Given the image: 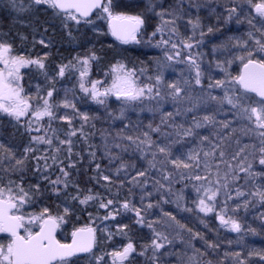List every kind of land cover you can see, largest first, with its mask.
<instances>
[{"label": "rangeland", "instance_id": "374dc122", "mask_svg": "<svg viewBox=\"0 0 264 264\" xmlns=\"http://www.w3.org/2000/svg\"><path fill=\"white\" fill-rule=\"evenodd\" d=\"M149 1H142L147 6V11L145 13L141 12L139 16L143 20V23L141 30L133 36L137 41L122 44L125 46H138V48H142L152 56L155 53L159 54L160 60H153L151 65L141 71L127 69L124 65L121 68V64H117L96 79L91 75V63L89 62L87 74L83 77L84 86L89 89V92L85 93L79 87L80 93L94 100L91 95L93 81L99 82L97 84V91L104 93L106 90L112 89L114 82L120 83L121 87H124L125 85L122 81L132 71H135V75L129 78L135 81L137 87H142L146 83L155 84L156 76L161 77L160 84L157 85L160 90V96L153 94L151 99L147 97L135 101L125 100L123 97L118 99L115 90H112L106 96L98 97V99L104 100V103H99V105H107V107H109V104L114 105L110 108L116 110L115 116L118 129L123 131V133L119 132L111 136L105 133L103 135L102 139L108 140L111 145L110 161L114 159L112 152L120 148L123 142L130 144L131 149L135 153L138 151L143 154L139 161L133 162L132 166L135 168L133 175L137 178L138 183L140 182L144 188H148L150 191L142 194V197L146 201L153 200L151 203H146V205L153 204L154 206L156 204V197L161 196L160 209L165 210V206H170V218L163 217L161 224L160 220L153 221L152 228L148 227L149 222L145 219L148 216L143 215L144 221L148 223L146 226L147 229H145L150 239H141L138 241L139 244H137V247H134L135 252L131 253L133 258L125 262L126 264H135L134 260H137L138 264H143L144 262L151 264H240V261H244V264H264V260L260 257H253L248 253L260 250L264 254V216L259 217V214L255 215L257 216L255 221H260L261 230H259V224L257 222L255 223L258 224V228L253 227L250 223L253 215L250 214L252 209L264 214V201L258 195H252L257 190L264 191V175L246 179V173L239 172L238 169H235V175L238 176V179H233V169H229L227 166L228 163L235 166L247 156L248 160L244 161L245 166L248 161H252V171H264V167L260 166L258 160L254 159L253 156V154L256 157L259 156L258 148L260 147V137L258 133L262 130L256 128L254 116L249 121L246 116L239 114V109L232 108L226 101L223 103L220 102L225 96V92H227L229 96L242 95L250 98L247 100V103L255 106L253 102L258 99L242 92L234 78L230 75L232 69L240 67L244 64L243 62L249 60L247 55L248 51L253 53L252 56H256L264 62V52L259 51L260 46L257 44V41L264 43V17L256 13L254 4H252L253 2L248 3L242 0H186L183 3L177 2L174 6H170V11L173 9L182 10L180 11V18L176 19L174 25L175 32L172 31V26L170 25L164 27L161 33L156 31L157 28L163 27V20H171L173 17L165 15L162 20L157 13L161 11L169 12L168 9L164 8L160 3L152 4L148 7ZM21 7L24 9L30 7V0H15V7L13 6L12 0H0V14L2 16L8 15L14 20L19 19L25 12L19 11ZM38 7L51 10L53 15L56 16V11L47 5ZM232 8H235L236 12L230 15L229 10ZM110 13L111 16L105 12L106 26L107 21L112 17L127 18L138 16L123 13L113 14L111 9ZM197 18H199V27L194 29L192 25L188 24V19L195 21ZM62 20L63 22L65 21L64 15H62ZM247 21H250L252 26ZM150 22H152L151 29L146 25L148 29L144 33L145 23L150 25ZM67 24L77 26L71 20H68ZM80 24L86 25V28L91 30L97 28V20L88 23L82 21ZM209 27L213 29L212 32L208 31ZM153 33H156V35L153 36ZM169 36H171L172 42L177 45L175 49L172 48L171 44H160L157 46L158 42L162 39H168ZM185 43L192 44V47H185ZM10 55L17 56L12 51ZM168 55H172L173 59L168 60ZM190 56L200 65V85H196L195 83V69L190 67L188 61V57ZM240 57H243V59ZM218 63L223 65L226 73L217 67ZM114 67L116 69L115 71H113ZM3 68L4 65L0 64V69ZM44 69H40L37 65L20 67L19 73L17 74L19 78H11V86L19 91V98L14 97L12 99L0 100V103L9 106L14 105L17 99H23L27 102L30 105V110L19 122H24L29 127V122L31 121L32 130L30 133L33 135L39 134L38 136L49 135L48 130L44 126V123H48L44 122L45 118L56 119L59 117L61 119V117H67L68 119L63 120L71 122L75 111L74 107L79 102L77 101L75 92L67 85L57 86L45 80L42 83L43 86L26 85L23 76L28 71L38 76V78H42L45 75ZM83 70L84 66L81 63L80 73ZM5 76L6 79H9L6 73ZM118 77L120 78L119 80L117 79ZM78 79L81 84L80 74H78ZM217 80H225V86L209 87L210 84L214 85ZM170 84H176L183 90L177 99H173L172 95L169 94L171 92V89L168 87ZM49 90L53 91L51 98L47 97ZM213 96L217 97V100H212L211 97ZM44 99H49L54 118L44 116L37 120L31 113L38 108L42 109ZM65 103H68L70 106L64 107L63 105ZM177 112L180 114L177 115ZM140 113H144L147 120H150V123L152 122L151 119L161 118L163 121L162 124L167 128L166 131L163 130L165 138L159 135L162 132L161 130L159 132H151L149 127L147 130L144 128L147 124L139 126L133 115ZM169 113L173 115L169 117ZM75 115L79 116L80 114L75 112ZM206 115L212 116L214 119L205 122L203 117ZM3 118L8 121L6 123L9 126L16 122L13 117L0 111V120ZM196 121H199L202 127H195ZM225 122H228V127L223 126ZM149 125L152 128L157 127H154L153 124ZM188 128L192 129L193 134L191 136H184L183 131ZM36 129H39V131ZM3 131L4 129L0 128V145H3L4 149L9 150L11 156H16L15 149L11 144L4 145L2 143L1 139H4ZM145 131H149L151 138L152 136L159 135L156 139L152 140L155 141L156 145L168 147L170 153L169 159L182 158L186 160L190 152L199 153V159L201 161L199 167L176 169L171 163L164 161V156L159 153L157 147L147 148L142 153L136 148L135 144L130 143L126 139L127 136H139L143 139L142 134ZM178 131L179 135L177 134ZM202 137H208V139L202 141ZM32 144L35 147L29 153L41 152L40 155L43 158H46L52 151L47 150L48 144L46 143L38 144L33 142ZM246 145L248 147L245 148ZM214 147L216 148L214 155L205 158L204 152L211 153ZM242 148L244 151L241 153L240 158L236 161L232 160L233 155ZM126 151L125 154L133 155L129 148ZM220 151L225 153L224 163H219ZM153 152H156V159L154 161L152 156ZM0 153L3 154V158L0 159L1 163L4 161V156H9L8 152L3 149H0ZM22 154V156H19L20 160L25 158V152ZM145 157L148 160V164L146 163ZM149 161H153L156 167H151ZM161 161H164V163H161ZM205 162L210 165L209 168L204 167ZM218 163L219 170L217 169ZM128 164L131 165V162ZM146 168H148V175L138 177L137 173ZM169 172L172 173L171 179L164 180L163 176ZM197 174L202 177H207V179L197 181L193 178ZM179 180L185 181L183 184H185L186 189L184 186L182 188L176 187L175 184ZM209 180L212 182L211 186L214 190L224 184L227 187L220 188L216 201L208 202L214 204V209L205 214L199 211L197 207L202 191L201 193H197L196 189L198 187H201V189L208 187ZM157 181L164 184V188H160L159 184L156 183ZM151 184L152 187L149 188L148 186ZM3 187L7 188L11 187V185ZM237 191H242L245 195L237 197ZM228 196H231L232 199H228ZM5 198H7V194H5ZM245 202H247L246 207ZM189 206L193 207V214L196 211L200 216L199 224L211 221L206 225V228H208L211 223L215 222L223 236L213 235L211 240L206 241L205 235H203L204 225L201 228L195 223V228L201 230V234H196L192 226L188 229L193 217L192 210ZM187 207L188 209L186 210ZM222 212L225 214V218L231 217L241 225L240 232L231 231L230 226L225 227L221 225L217 219V214ZM112 213L113 215L108 216V219L116 218L120 211L114 210ZM161 213L164 214L163 211ZM15 215L18 216V213H15ZM101 217L95 216L93 217L95 219L93 220L91 218L89 223L94 222L99 225L101 228L100 237L107 242L111 236L109 231L110 225L106 223L105 217ZM31 218H24V223L33 231L37 226L33 223L30 225L27 223ZM58 224L60 226L61 223L58 221ZM140 225L143 226L144 224ZM87 226L90 225L80 226L79 228H85ZM115 228L119 230L118 227ZM153 229L166 237V240L163 241L164 247L156 253L158 259L155 262L152 259L153 249L151 247V241L154 238ZM23 235H25L24 230ZM7 243L9 244L10 240ZM209 245L212 246L210 247ZM125 246L117 247L99 256L103 259L106 258L107 263L105 264H114L115 257L111 254L123 250ZM141 252L145 254L140 255ZM237 253L239 256L236 255ZM81 264L95 263L84 261Z\"/></svg>", "mask_w": 264, "mask_h": 264}, {"label": "trees", "instance_id": "16d2710c", "mask_svg": "<svg viewBox=\"0 0 264 264\" xmlns=\"http://www.w3.org/2000/svg\"><path fill=\"white\" fill-rule=\"evenodd\" d=\"M142 1L104 0V4L109 5L113 14L123 13L140 16L141 12L145 13L147 11V6ZM185 1L182 0V3ZM242 1L248 2V0ZM177 2L178 0H150L148 7L160 3L170 12V6H174ZM257 2L260 1L253 0L252 4ZM95 20H97V28L92 30L87 29L86 25L83 24L65 27L62 14L54 16L51 10H45L38 6H32L30 10H26L22 14L21 18L16 20L8 15L2 16L0 14V42L10 44L14 55H22L28 59H44V77L38 78V76L28 71L23 76L26 85L43 86L44 80L57 86L67 85L72 88V91L77 95V101H79L77 102L78 105L74 107L75 111L70 123L59 117L56 119L45 118L44 122H48L44 123L49 133L47 137L52 138V147L48 146L47 149L52 151L46 157L47 159L40 155L41 152H33L23 159L22 165H16V160L23 155L25 148L32 149L35 147L32 144V137L39 134H31L29 127L24 122L16 121L15 124L9 126L5 118L0 120V128L4 129V139H1V141L4 145L11 144L16 155L4 156V161L0 163V187L11 185L15 192L18 191V186H22L25 192L28 193L26 202L16 209L19 216L24 218L36 217L47 208V215L63 217V220L59 221L61 224L57 233V238L61 242L67 241L75 229L89 224L96 230V246L92 253L96 257L128 243H132L134 247H137L138 241L141 239H150L146 233L147 221L153 224V221L160 220L161 224L163 217L169 219L170 206H165V210H161L162 197L159 196L155 199L156 204L154 206L152 204L153 207H147L146 203H151L153 200L146 201L142 194L148 193L149 189L144 188L140 182L138 183V180L135 183L131 182L135 169L132 164L134 161H139L143 154L138 151L135 153L130 144L123 142L120 148L112 152L114 159L110 161L111 145L108 140L102 138L104 133L109 136L119 132L123 133L118 129L115 116L116 110L110 108L114 106L113 104H109V107L99 105L96 100L94 101L80 93V81L78 79L81 70L80 61L91 57L93 54H95L96 59H90L89 62L91 63V75L95 79L117 64L124 65L127 69L141 71L151 65L153 60H160L159 54L155 53L152 56L149 52L138 48V46H125L114 41L107 30L106 14L103 9L96 12L88 21ZM247 23L250 24V21H247ZM146 25L151 29L152 22H150V25L145 23L144 33L148 29ZM69 32L71 36H69ZM41 40H44L49 46L45 47L44 44L40 43ZM251 59L263 62L262 59H258L256 56H252ZM60 65H69L62 77L58 75ZM238 68L231 70L230 76L232 78H236ZM75 112L80 115H75ZM84 116H87L88 119L85 120ZM133 117H135V121L139 126L147 124V126H144L146 130L149 124H153L154 127L159 126L162 131L159 135L165 138L163 130L166 131L167 128L162 124L161 118L151 119L152 122L150 123L144 113L133 115ZM72 131H75L76 135L69 137ZM158 136H152V139L154 140ZM69 138L71 139V153H69L67 143L63 145L59 143L60 140L67 141ZM128 148L133 155L125 154ZM57 149L59 150L57 151ZM53 156L57 158L56 163H53ZM129 162H131V165L128 164ZM146 163L148 164L147 159ZM70 164L75 166L69 167ZM121 164L125 167L117 172V168ZM97 165H99V169H97ZM61 166L69 172L67 187L64 186V183L55 186L51 183L57 177H60L62 181L64 180L60 172ZM104 176H109L111 179L105 181ZM184 182L179 180L175 185L179 188L184 186L186 189ZM148 187L151 188L152 184ZM56 189H59V191L57 192ZM88 195H92L95 199L88 201L87 204H80L79 200ZM75 196H79V199H73ZM109 199L114 202L110 208L100 207L102 202L107 203ZM125 202L129 203V209L122 207ZM66 207L70 211L65 215L64 209ZM189 208L192 210L193 217L188 229L192 226L196 234H201V230L195 228V223L201 228L205 226L203 235H205L206 241L211 240L213 235L223 236L215 222L211 223L208 228H206V225L211 221L199 224L200 216L196 211L193 214V207L189 206ZM136 209L140 210L141 216H148L145 218L147 221H144L143 226L137 223ZM114 210L120 211V213L114 219L105 220L110 225L109 231L111 233L109 240L106 242L100 237L101 228L99 225L94 222L89 223V220L95 216L108 217L109 212L112 213ZM250 214H253L251 225L258 228L259 224V230H261L260 221H255V218H257L255 215L259 214L260 217L264 214L253 209ZM33 224L38 226L39 222ZM115 227H118L119 230ZM248 253L253 257H260L263 254L260 250ZM143 264L151 263L144 262Z\"/></svg>", "mask_w": 264, "mask_h": 264}, {"label": "snow or ice", "instance_id": "6c2138e0", "mask_svg": "<svg viewBox=\"0 0 264 264\" xmlns=\"http://www.w3.org/2000/svg\"><path fill=\"white\" fill-rule=\"evenodd\" d=\"M253 0H248V3H252ZM13 6L15 7V0H12ZM178 3H182V0H178ZM41 5H47L49 8L56 11V15H60L63 13L65 17V27L68 26L67 21L71 20L74 21L77 25H79L82 22V18H86L89 15V12L93 8H102L104 12L110 13V8L108 4L102 3V0H30V7L29 9H24L21 7L19 11H26L30 10L32 6H41ZM255 11L258 15L264 17V0H260L259 3L254 4ZM180 11L173 9L170 12L161 11L158 12L157 15L160 16L163 20V17L165 15L173 17L171 20H163V27H158L157 32H163L164 27L172 26V31L175 32V22L176 19L180 18ZM236 9L232 8L229 10L230 15L232 13H235ZM122 17H115V19H121ZM127 19L134 20L136 25L139 26L143 23V20L139 16L136 17H127ZM83 22L88 23L86 19L83 20ZM188 24L192 25V27L195 29L196 27H199V18L197 20L193 21L192 19H188ZM209 32H212L213 29L209 27ZM115 35V31L113 32ZM156 33H153V36H155ZM203 35V33H201ZM69 36H71V33L69 32ZM134 38V37H133ZM24 39V37H22ZM41 44H44L45 47H48V43H46L44 40L40 41ZM160 44L168 45L171 44L172 48L175 49L177 45L172 42L171 36H169L168 39H162L160 42H158L159 46ZM257 44H259V51L264 52V43H261L260 41H257ZM185 47L191 48L192 44L185 43ZM12 51V46L5 42H0V64L4 65L3 69H0V100L4 99H12V98H19V91L16 88H13L12 85V79L15 78L18 79V73L20 67L26 66V65H37L40 69L45 68L44 59H26L24 56H11L10 53ZM179 55V53H177ZM247 55L249 57L248 64L245 65V68H248L249 65H254L259 67L262 71L259 73V75L255 78H247L245 76H241L239 78H234L235 82L238 83L241 88H243L246 92H254L258 97H260L259 100L254 101L253 103L255 106H252L251 104L247 103V100L250 98H247L245 96H229L227 92H225V96L220 101L221 103L227 102V104L231 105L234 109H239V114L242 116H246L249 121L252 120L253 116L255 117V126L258 129H261L262 131H259L258 135L260 137V147L258 148L259 156L256 157L255 154H253L254 159L258 160V164L262 167H264V62H257L251 59L253 53L251 51L247 52ZM46 58V57H45ZM243 59V57H240ZM90 59H96L95 54H93L91 57L84 58L80 63L84 66V70L81 71V89L88 93L89 89L84 86L83 83V77L87 74V66L89 64ZM168 60H172L173 56L168 55ZM189 65L191 68L195 69V83L196 85H200L201 80V71H200V65L197 63L195 59H193L191 56L188 57ZM230 63V61H229ZM69 67V65H60L59 66V72L58 74L62 77L65 74L66 69ZM123 67L122 65L120 66ZM217 67L221 68V70L225 71L226 69L223 68V65L218 63ZM115 67L113 68V71H115ZM5 73L7 74V77L9 79H6ZM135 75V71L129 72L127 76L123 79L122 83L125 85L124 87H121L120 83H113L112 89L106 90L104 93H100L97 91V84L98 81L92 82V88H91V95L94 100H96L98 103L103 104L104 100L98 99L100 96H106L111 92L112 90H115L117 98L123 97L125 100L128 101H135L139 100L141 98H149L151 99L153 94L155 96H160V90L157 87V85L160 84L161 77L156 76L155 84H144L142 87H137L135 84V81L130 79L129 77H132ZM120 79L119 77L117 78ZM151 79V78H149ZM225 86V80H217L214 85L210 84L209 87H224ZM171 89V92L169 93L172 95L173 99H177L180 97L181 92L183 91L178 85L176 84H170L168 86ZM53 95V91L49 90L47 93V97L51 98ZM163 99V97H161ZM212 100H217V97H211ZM64 107H69L70 105L68 103H65L63 105ZM51 105L49 103V99L43 100V107L38 108L37 110L33 111L31 113L32 116H34L37 120L41 119L44 116H48L50 118H54V114L51 111ZM30 110V105L25 102L23 99H17L16 103L14 105H6L4 103H0V111L7 113L9 116L13 117L17 122L20 121L22 117H24ZM177 115L180 113L177 112ZM172 113H169L168 116H172ZM61 119H68L67 117H61ZM84 119L87 120L88 117L84 116ZM214 117L212 116H204L203 120L205 122L213 120ZM163 122V121H162ZM70 123V121H69ZM224 127H228V122H225ZM151 132H159L160 128L157 126L156 128H152L151 125L148 126ZM179 127V126H178ZM195 127H202V124L199 121H196ZM31 121L29 122V131H31ZM39 131V129H36ZM179 135V131L177 132ZM193 134V131L191 128L185 129L183 131L184 136H191ZM76 135L75 131H72L69 134V137ZM143 139H141L139 136L133 137V136H127L126 139L130 141V143L135 144L136 148L139 149L142 153L146 151L147 148L157 147L160 154H163L164 161H167L168 163H171L174 168L180 169H192L193 167H199L201 161L199 159V153L190 152L187 156V159L182 158H176V159H169L170 153L167 146H160L156 145L155 141L152 140L149 131L143 132ZM202 141L207 140L208 137H202ZM32 141L34 143H46L49 147H52V138H49L47 136H34L32 137ZM59 143L61 145L67 143L69 145V153H71V139L69 138L67 141L60 140ZM119 146V145H117ZM218 147V146H217ZM248 147L247 145L245 148ZM0 149H3L4 151L8 152V156L11 157V152L7 149H4L3 145H0ZM59 149H57L58 151ZM25 158H27V155L29 152L33 151L31 148H25ZM216 151V148L214 147L212 152H204V157L207 158L210 155H214ZM244 151L242 148L239 152H236L235 155H233L232 160L236 161L240 158L241 153ZM153 161L156 159V152L152 153ZM220 161L219 163H224V157L225 153L223 151H220L219 153ZM3 158V154L0 153V159ZM47 159V158H45ZM53 163L57 162V158L55 156L52 157ZM39 160V158H37ZM248 158L245 156L242 161H240L237 165H233L231 163H228V168L233 169L232 178L238 179V176L235 175V169H238L239 172L246 173V179L250 177H256V176H262L264 175V171L261 172H254L253 169V163L252 161H248L246 166L244 165V161H247ZM153 161H149V164L151 167H156L155 163ZM164 161H161V163H164ZM23 160L17 159L15 164L16 165H22ZM219 163L217 164V169L219 170ZM74 164H70L69 167H74ZM47 167V165H46ZM97 169H99V165L96 166ZM125 166L123 164L120 165L119 168H117V172L121 171ZM205 168H209L210 165L205 162L204 164ZM60 172L62 176L64 177V180L62 181L60 177H57L55 181H51V183L55 185H59L61 183H64V186H68V177L69 172L63 167H60ZM148 170L145 169L143 171H139L137 173L138 177H145L147 175ZM227 175V173H226ZM172 177V173H167L163 176L164 180H170ZM183 178V176H182ZM195 180H205L207 177H202L200 175H195L193 177ZM103 179L105 181H109L111 178L109 176H104ZM137 181L136 177L132 178L133 183ZM159 184L160 188H164V184L160 183V181L156 182ZM212 182L209 180V186L208 187H198L196 189L197 193H201L199 203L197 207L199 208V211L204 212L207 214L208 212L213 211L214 204L208 203L209 201H216L218 193L220 191L221 187H227L226 184L220 185L215 190L211 186ZM58 192L59 189H56ZM7 193V198H5V194ZM245 195L242 191H237L236 196L240 197ZM252 195L256 196L258 195L262 201H264V191L257 190L256 192L252 193ZM28 199V193L25 192L24 188L22 186H18V191H13L11 187H0V232H9L11 236L13 237L12 241L8 244L7 248L5 249L3 246H0V264H54V262L59 261L60 264H68L67 258L72 257L74 254L78 252H88L90 251L92 247V241L90 240L87 244L79 243L76 240L77 232H73V243L72 244H61L59 241L55 240L53 236V232L57 226L58 221H62L63 217H53L48 214V209L45 208L43 212L36 217H32L27 221V223L30 225L36 221L40 222V229L38 232H33L30 227H27L24 223V217L23 216H15V215H9V212L13 209H17L19 205H23L26 200ZM73 199H79V196L73 197ZM95 199L92 195L85 196L83 199H80V204H87L88 201ZM228 199H232L231 196H228ZM113 200L109 199L107 203H101L100 207L102 208H110V206L113 204ZM247 206V202H245V207ZM122 207L124 209H129V203L125 202ZM147 207L151 208L152 205L149 204ZM70 210L66 207L64 209L65 215ZM136 215L138 217L137 223L143 224L144 218L141 216L140 210L136 209ZM167 215V214H166ZM47 216V218H45ZM109 216H112L111 211L109 212ZM109 217H105V219H108ZM174 219V217H173ZM217 219L220 221L221 225L225 227H229L231 231L234 232H240L241 231V225L233 218L228 217L225 218V214L218 213ZM126 227V226H125ZM149 228H152L153 225L151 223L148 224ZM19 229H23L25 232V235H20ZM83 231V230H80ZM89 233H91L93 230L88 229ZM154 232V238L151 241V247L153 249V261L155 262L158 258L156 256V253L159 252L160 249L164 247L163 241L166 240V237L163 236L162 233L156 232L155 229H153ZM210 247L212 245H209ZM135 252V248L132 243H128L122 251L114 252L111 255L118 258L121 261V264L124 260H127L129 255L131 253ZM144 252H141L140 255H144ZM239 256V254H236ZM260 258L264 260V254H261ZM102 258H98V264L99 260ZM115 264V261H114ZM240 264H244V261H240Z\"/></svg>", "mask_w": 264, "mask_h": 264}, {"label": "water", "instance_id": "95a60500", "mask_svg": "<svg viewBox=\"0 0 264 264\" xmlns=\"http://www.w3.org/2000/svg\"><path fill=\"white\" fill-rule=\"evenodd\" d=\"M103 3V0H102ZM101 8H93L90 12L88 17L86 18H82V20H87L89 18H91L95 12H97L98 10H100ZM108 30L109 33L112 37L113 40L118 41L120 43H125V42H136V38H133L134 35H136L140 30H141V24L139 26L136 25L134 20H130L127 18H121V19H115L114 17L109 18L108 20ZM115 31V35L113 34V32ZM255 61V60H254ZM249 60L246 61L244 64L241 65L240 70H239V75L237 78L241 77V76H245L247 78H255L259 75V73L262 71L259 67L254 66V65H249L248 68H245V65L248 64ZM238 84V83H237ZM239 89L249 95H253L254 97H256V99H260V97H258L256 95V93L254 92H246L243 88H241V86L238 84ZM15 211V209L11 210L9 212V215H12V213ZM40 229V227H39ZM39 229L36 231L38 232ZM57 229H58V223L57 226L53 232V236L56 240V233H57ZM88 229H92V228H78L76 229L74 232H77V237L76 240L79 243H83V244H87L90 240L92 241V247L90 249V251L88 252H78L76 254H74L72 257L74 256H79V255H84L87 253H90L93 250L94 247V231H92L91 233H89ZM22 229H19V233L21 232ZM83 230V231H80ZM93 230V229H92ZM7 235H9L10 237L11 234L9 232H3ZM73 234V233H72ZM13 239V237H12ZM73 235H71L70 241L67 244H72L73 243ZM71 258V257H69ZM67 258V259H69ZM117 262H121L118 258H116ZM55 263V262H54Z\"/></svg>", "mask_w": 264, "mask_h": 264}, {"label": "flooded vegetation", "instance_id": "af4514ba", "mask_svg": "<svg viewBox=\"0 0 264 264\" xmlns=\"http://www.w3.org/2000/svg\"><path fill=\"white\" fill-rule=\"evenodd\" d=\"M22 235H23V229H22ZM10 240V242L12 241V239L8 236V235H6V234H4V233H2V232H0V246H3L5 249L7 248V246H8V241ZM69 242V239L67 240V241H63V242H60V243H68ZM120 251H122V250H120ZM98 258H102V257H100L99 255L98 256H94V255H92V254H89V255H83V256H78V257H74V258H71V259H67L68 260V264H79L80 262H87V261H89V262H91V263H95V264H98ZM131 258H133V256L132 255H130L129 257H128V259L127 260H124L123 262H122V264H126V262L128 261V260H130ZM78 259H80V260H78ZM126 261V262H125ZM100 263H103V264H105V263H107V261H106V258H102V259H100L99 260V264ZM134 263L135 264H138V261L137 260H134ZM55 264H60V262L58 261V262H56ZM116 264V263H115ZM121 264V263H120Z\"/></svg>", "mask_w": 264, "mask_h": 264}]
</instances>
